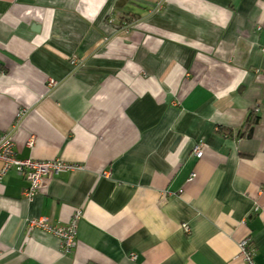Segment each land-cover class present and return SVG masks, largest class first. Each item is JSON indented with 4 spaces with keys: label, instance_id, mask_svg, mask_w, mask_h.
I'll return each mask as SVG.
<instances>
[{
    "label": "crops",
    "instance_id": "obj_1",
    "mask_svg": "<svg viewBox=\"0 0 264 264\" xmlns=\"http://www.w3.org/2000/svg\"><path fill=\"white\" fill-rule=\"evenodd\" d=\"M4 135L81 168L2 178L0 264H264V0H0Z\"/></svg>",
    "mask_w": 264,
    "mask_h": 264
},
{
    "label": "built area",
    "instance_id": "obj_2",
    "mask_svg": "<svg viewBox=\"0 0 264 264\" xmlns=\"http://www.w3.org/2000/svg\"><path fill=\"white\" fill-rule=\"evenodd\" d=\"M50 86H54V83L52 82ZM22 117L23 113H20L19 119ZM33 145L34 139H31L29 147H33ZM191 156L194 159H201L203 157L202 147L196 146ZM0 164V181L11 171H15L29 183V187L24 192V197L28 200H33L41 188L50 185L53 175L58 176L61 173L74 172L81 168L79 165L64 163L60 160L47 162L31 159L21 160L16 156L12 135H4L0 138ZM83 218V212L79 210L73 215L71 221L66 226L53 223L48 218L28 221V225L32 230L41 231L57 238L61 243L63 252H70L76 246L79 224ZM186 230L188 233L189 229ZM240 253L247 264H255L249 240L241 243ZM133 258L135 259V257Z\"/></svg>",
    "mask_w": 264,
    "mask_h": 264
},
{
    "label": "trees",
    "instance_id": "obj_3",
    "mask_svg": "<svg viewBox=\"0 0 264 264\" xmlns=\"http://www.w3.org/2000/svg\"><path fill=\"white\" fill-rule=\"evenodd\" d=\"M252 122V121H251ZM253 122H255L256 123V121H253Z\"/></svg>",
    "mask_w": 264,
    "mask_h": 264
}]
</instances>
